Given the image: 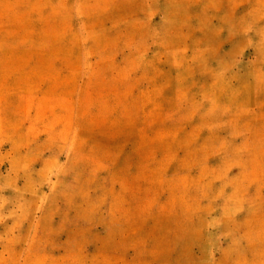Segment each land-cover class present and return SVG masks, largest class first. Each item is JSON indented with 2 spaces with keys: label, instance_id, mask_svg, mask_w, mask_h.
I'll use <instances>...</instances> for the list:
<instances>
[{
  "label": "rangeland",
  "instance_id": "obj_1",
  "mask_svg": "<svg viewBox=\"0 0 264 264\" xmlns=\"http://www.w3.org/2000/svg\"><path fill=\"white\" fill-rule=\"evenodd\" d=\"M0 264H264V0H0Z\"/></svg>",
  "mask_w": 264,
  "mask_h": 264
}]
</instances>
